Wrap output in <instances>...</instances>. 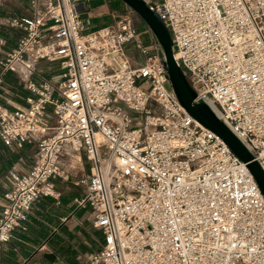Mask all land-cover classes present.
<instances>
[{
  "label": "built area",
  "instance_id": "built-area-1",
  "mask_svg": "<svg viewBox=\"0 0 264 264\" xmlns=\"http://www.w3.org/2000/svg\"><path fill=\"white\" fill-rule=\"evenodd\" d=\"M144 1L194 101L264 171V0ZM76 2L42 0L40 13L8 21L16 37L0 90L9 72L23 92L0 103V143L34 152L27 169L8 170L0 244L38 196L58 198L53 179L73 166L61 155H82L90 164L72 202L102 235L86 264H264V198L245 163L181 106L157 42L137 37L130 13L85 30ZM42 61L52 75L36 73Z\"/></svg>",
  "mask_w": 264,
  "mask_h": 264
},
{
  "label": "crops",
  "instance_id": "crops-1",
  "mask_svg": "<svg viewBox=\"0 0 264 264\" xmlns=\"http://www.w3.org/2000/svg\"><path fill=\"white\" fill-rule=\"evenodd\" d=\"M42 0H26L27 5L10 7L8 1L0 0V58L10 49L16 31L8 26L13 16L40 13ZM78 15L85 23V30L105 25L100 17L101 5L87 7V0H77ZM14 4V3H11ZM84 17V18H83ZM126 48V45H125ZM37 78V74L32 76ZM4 90H0V103L19 101L23 92L12 73H5ZM24 145L22 149L4 146L0 143V211L4 204L3 193L9 186L8 170L24 171L32 162L33 148ZM21 153H19L18 151ZM76 161L81 166L82 159ZM78 158L77 154H74ZM83 158V156H82ZM69 158L61 155L60 166L65 168ZM74 166V165H73ZM88 172V170H87ZM87 172H82V176ZM80 178V177H79ZM79 179H53L58 198L38 196L30 205L25 219L14 227L7 241L0 244V264H86L88 255L100 247L101 233L92 227L86 208H79L72 197L80 195L82 185H75Z\"/></svg>",
  "mask_w": 264,
  "mask_h": 264
},
{
  "label": "water",
  "instance_id": "water-1",
  "mask_svg": "<svg viewBox=\"0 0 264 264\" xmlns=\"http://www.w3.org/2000/svg\"><path fill=\"white\" fill-rule=\"evenodd\" d=\"M121 1L139 16L157 42L160 49L159 56L164 65L168 83L178 102L199 124L221 138L229 149L245 163L264 198V171L243 144L217 119L210 107L201 99L194 101L195 93L173 59L172 42L164 23L155 12L148 8L144 0Z\"/></svg>",
  "mask_w": 264,
  "mask_h": 264
},
{
  "label": "rangeland",
  "instance_id": "rangeland-1",
  "mask_svg": "<svg viewBox=\"0 0 264 264\" xmlns=\"http://www.w3.org/2000/svg\"><path fill=\"white\" fill-rule=\"evenodd\" d=\"M6 1H8L7 2L8 5H10V7H14V9H16L15 8L16 5H18L20 8H23L27 5L26 0H6ZM152 1L157 2L158 0H152ZM87 2H88L87 3L88 9L89 8L95 9L96 6L101 5L100 9L102 10L99 12V16L105 17V22L103 24H114V22L116 21L119 15L128 12L133 17V23L137 31V37L140 40L146 41L147 36L152 35L146 25L144 26L142 25V27L139 26L140 25L139 16L131 8L125 5L121 0H87ZM11 3H14V4H11ZM126 53L131 57V59L135 61L133 65L135 64L139 65L144 60V55H142V53L138 49L134 48L132 45H126ZM49 66L50 64L47 62H44V61L40 62L36 67V73L41 72L44 74L52 75L53 73H49L47 71L49 69ZM127 113L131 118L137 117L136 114H134L130 110H127ZM32 148L33 147L30 146L28 150L31 152ZM18 152L21 153L20 151ZM81 159H82L81 166H77V163H75V160L71 158L70 160L66 161V163L74 165L71 168H68L69 179H78L79 177H81L82 172H87L90 162L86 160L84 157L82 158V156H81Z\"/></svg>",
  "mask_w": 264,
  "mask_h": 264
},
{
  "label": "trees",
  "instance_id": "trees-1",
  "mask_svg": "<svg viewBox=\"0 0 264 264\" xmlns=\"http://www.w3.org/2000/svg\"><path fill=\"white\" fill-rule=\"evenodd\" d=\"M142 25L144 26L145 25V23L140 19V25L139 26H141L142 27Z\"/></svg>",
  "mask_w": 264,
  "mask_h": 264
}]
</instances>
